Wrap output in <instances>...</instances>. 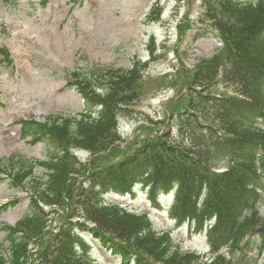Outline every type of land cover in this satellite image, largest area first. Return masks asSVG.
<instances>
[{"label": "trees", "instance_id": "obj_1", "mask_svg": "<svg viewBox=\"0 0 264 264\" xmlns=\"http://www.w3.org/2000/svg\"><path fill=\"white\" fill-rule=\"evenodd\" d=\"M3 1L8 4L16 0ZM206 16L215 21L223 41V48L209 63L223 65L224 79L239 91L238 97L212 99L214 108L210 110L201 106L208 99H200L195 111L180 121L182 133L204 144L202 153L193 155L192 146L149 139L107 170L98 191L77 193L71 182L75 165L68 150L81 148L91 155L99 154L117 140V115L140 97L141 73L137 66L126 72L93 66L89 77L79 79L77 71H62L67 85L79 92L84 110L77 118L56 117L43 124H22L23 137L52 139L61 154L48 162L9 160L15 165L8 174L10 182L34 185L29 210L15 228H4L8 232L7 246L0 245V264H93L87 247L68 225L54 234L43 232L44 215L38 209L39 203L71 212L80 209L81 218L93 226L91 235L105 244L112 240L111 248L123 256L124 263L131 255L136 264H140L141 255L164 264L196 260L193 254L180 253L168 234L155 233L144 216L102 204V194L129 192L139 181L150 185L151 194L176 186L173 213L178 221L194 220L200 228L205 221L215 219L208 232L212 251L227 249V254L202 264H247L249 261L238 255L244 256L243 251L255 240L259 242L257 251L261 250L264 218L257 205L260 190L264 192V0L246 4L209 0ZM0 54L4 55L3 49ZM5 56L9 63L8 54ZM97 88H101V95L96 94ZM95 106L100 110L91 119L88 110ZM223 159L228 169L214 173ZM37 167L44 170L40 182L33 179ZM0 173L7 171L0 169ZM46 235L51 236L43 243ZM31 242L37 245L35 253L28 250Z\"/></svg>", "mask_w": 264, "mask_h": 264}, {"label": "rangeland", "instance_id": "obj_2", "mask_svg": "<svg viewBox=\"0 0 264 264\" xmlns=\"http://www.w3.org/2000/svg\"><path fill=\"white\" fill-rule=\"evenodd\" d=\"M38 1L5 5L0 0V48L8 50L11 61L6 65L0 57V162L7 165L13 155L43 161L58 154L48 141L31 142L29 137H21L20 121L41 123L48 117L76 116L82 110L80 96L66 85L62 70H77L79 79H84L89 65L130 70L139 64L142 93L118 118V140L94 157L75 153L83 163L77 166L74 188L98 187L108 169L130 157L148 137L165 132L170 113L187 103L185 89L193 66L213 55L221 45L220 37L214 22L202 16L208 0H45V6ZM207 92L214 94L209 97L232 95L215 76ZM206 105L201 106L213 108L211 103ZM180 139L173 128L169 141L178 143ZM219 166L226 165L220 162ZM35 175L42 177L43 170L37 168ZM28 192L27 186L16 190L8 186L7 179L0 181V207L15 202L0 213V244L5 245L3 226H13L25 213ZM260 193L257 209L264 216V192ZM104 202L146 214L154 229L170 233L183 252H194L200 260L210 255L206 228L194 232L193 226L174 222L172 193L151 196L136 185L131 194L108 193ZM43 211L52 232L67 220L65 212L57 208L45 207ZM77 220L68 219L69 228L81 236L91 260L95 264H121L120 257L78 227ZM262 247L261 253L252 248L238 257L264 264ZM143 263L160 264L146 257Z\"/></svg>", "mask_w": 264, "mask_h": 264}]
</instances>
